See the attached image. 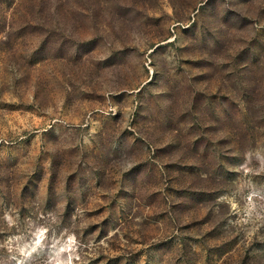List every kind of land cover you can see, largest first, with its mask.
I'll use <instances>...</instances> for the list:
<instances>
[{"label": "rangeland", "instance_id": "1", "mask_svg": "<svg viewBox=\"0 0 264 264\" xmlns=\"http://www.w3.org/2000/svg\"><path fill=\"white\" fill-rule=\"evenodd\" d=\"M0 264H264V0H0Z\"/></svg>", "mask_w": 264, "mask_h": 264}]
</instances>
